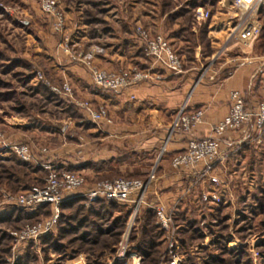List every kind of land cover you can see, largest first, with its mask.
<instances>
[{"label": "rangeland", "instance_id": "374dc122", "mask_svg": "<svg viewBox=\"0 0 264 264\" xmlns=\"http://www.w3.org/2000/svg\"><path fill=\"white\" fill-rule=\"evenodd\" d=\"M52 1L55 2L57 11L64 16L65 29L61 34L54 32L52 17H49L43 11L42 0H0V132L7 141L25 144L29 147L32 160L23 163L36 166L42 164L44 171L46 170L47 172L45 174L39 173L36 177L37 181L33 180L35 178L33 175H29L28 178L24 179L22 174L20 175L18 172L25 173L28 170L17 165V162L14 160V158L19 160L17 157L5 154L8 157L0 159V264H133L135 258L138 257L140 258V264H173L172 257L168 251L167 233L158 225L156 210L160 207L168 211H174L172 227L177 243L176 255L179 258L177 264H264V183L262 181H257L253 184V187L238 185L237 190L232 189V193L236 197L232 201V204L224 205L217 209H214V205L203 202L201 193L200 200L204 205V208H202L204 211L200 214L197 212L187 214L186 211H183V216L182 213L178 216L176 215V207L167 208L160 206L155 210V214L146 217L145 214L149 210L141 209V204H138L137 211L135 212L136 205L128 206L116 203L120 208L111 209L113 213L109 216L104 214L103 230H108L114 224L112 234L99 236L98 242L92 245L81 241V237L83 236L80 233H61L59 229L60 225H57L50 234L32 243L18 240L12 235L15 233L20 234L26 227L35 226L42 223V221L45 222L52 218L53 207H50V211L47 213L43 212L40 215H33L34 210H24L17 206V202L21 196L27 194L33 188L43 187L52 173L60 175L63 172H69L80 175L85 181L83 190L89 191L90 189L85 190L86 186L94 185L91 188L94 189L106 181L118 179L147 181L153 168L156 166L154 171L155 179L148 185L149 187L157 180L160 162L166 155V152L162 153V148L166 145L165 142L157 148L155 153L157 158L153 166L148 167L142 157L132 156V158L125 161L128 164L138 162V165L133 167L132 173L127 167V173L125 172L123 176L114 174L106 177L90 178L67 169H46L49 166L41 163L43 158L38 154H47V149H52L51 145H54L52 143H57L59 142L58 140L54 142L51 140L52 138L48 137L45 141L37 136H33L26 140L12 141L10 132L14 131L8 128V122L5 119L14 122V124H27L28 122L35 121L39 125V128L45 129L54 126L57 129H64V134L70 136L68 128L63 125L64 123L59 122L60 120L67 121L69 119L68 113H65L63 110L69 106L68 102L77 109L79 114L82 113L88 121L94 124L115 123L106 104H94L90 100L77 99L74 88L70 83L64 82L59 85L51 79L48 73L52 63L50 55L54 49V43L56 42L57 48L62 47L73 62L83 64L88 71L89 68L85 64L88 62L94 67L103 69L91 62L88 54L92 48H89L88 45L91 44L92 50L95 53L97 52V48H100L104 43L110 42L116 44L117 36H120L124 32H133L137 36V27L150 32L143 24L136 23L140 17L145 14L151 16L154 10L158 14L163 15L165 11L171 10L174 6H177L175 7L176 11H179L180 8L185 6L184 3L192 0ZM208 1L210 3L203 5L204 11L210 13L209 20L214 16L218 17L220 12L227 15L228 27L231 24L225 34V37L228 38L231 28L233 29L236 24V19L242 15L241 12L233 9V0H226L222 9L218 8L216 2L222 0H216L214 5H210L213 0ZM166 2L168 5L166 4L165 7ZM196 10L194 9L190 14L182 17L181 21L184 27L187 28L194 22L196 23ZM257 17L264 19V4L260 8ZM77 25L84 26L83 32H86L84 35L91 39H89L90 41H83L84 43L78 48L79 53L72 55L71 39L73 40V30L78 27ZM262 28H264V21L262 22ZM150 34L157 36L151 32ZM182 37L190 40L191 47L195 49L197 42L194 41L190 32H184ZM202 40L204 43V36ZM237 40L234 36L229 38L225 45L226 50H230L229 53L223 54L225 46L222 45L218 58H222L225 54L228 56L234 51L237 52L232 48V46L238 43L239 40ZM74 57H78V60L74 61ZM141 58L144 60L143 62H146L145 67L139 64H132L112 71H106L114 72L125 68H138L142 71H148L151 61L145 56L143 44ZM180 58L182 59L181 56ZM215 58H217V55ZM65 83L69 84L73 90V97L71 99H66L61 95H57L60 98H54L50 95L49 91H51L52 87L60 88ZM43 86L48 88V90ZM262 99H264V96ZM84 102H89L94 111L100 107H104L108 113L107 117L101 121H93L87 110L77 105V103ZM176 116L177 113L174 115L173 121ZM13 119L16 120L12 121ZM74 135L72 134V137ZM81 154V150H78L77 155L81 156ZM161 154L162 156L159 158ZM173 157L170 158L171 164ZM113 166H115L114 163ZM238 172L240 175L242 174L240 170ZM10 173H14L16 177L20 178V185L14 183L10 178ZM25 185L31 188L24 190L22 186ZM198 186L192 190L188 188L185 193L186 196L192 191H196ZM259 189H263V195H260ZM259 197L262 198V201H259ZM85 202L86 207L91 205L86 200ZM20 209L22 210L21 213ZM128 210L130 213L127 212ZM12 213H14L12 217L6 215ZM66 214L68 215V211H66ZM125 214L128 216L126 218V225L123 228L121 222L115 220L120 216H126ZM111 217H113L112 220ZM187 220H191L190 225H188L189 223L184 224ZM182 225L183 227L181 228L180 226ZM145 226L148 227L150 234L144 236L143 229ZM187 226L191 227L187 233L182 234V230L187 228ZM86 231L84 230V232ZM142 241L154 247L149 250L150 257L145 261H143V257L139 251V246H143ZM154 245H157V248ZM124 250L127 252V255L124 259L119 260L121 258L120 253Z\"/></svg>", "mask_w": 264, "mask_h": 264}, {"label": "crops", "instance_id": "0c3cea01", "mask_svg": "<svg viewBox=\"0 0 264 264\" xmlns=\"http://www.w3.org/2000/svg\"><path fill=\"white\" fill-rule=\"evenodd\" d=\"M225 2L226 0L218 1V8L222 9ZM199 8L204 9V6L199 5L195 9ZM175 11L176 9L170 14ZM151 14L143 15L136 23L143 24L152 34H160L167 39L183 59L182 74H172L161 68L152 69L150 64L154 80L126 92H103L93 84L88 69L83 64L73 62L62 47H56L55 42L51 55L48 54L52 61L48 75L59 85L64 82L70 83L77 99L90 100L94 104H106L115 123L94 124L80 113L79 121L74 119L59 121L68 128L70 136H66L64 129H57L54 126L44 129L39 128L35 121L14 124L5 119L8 128L14 131L10 132V137L15 142L33 136L45 141L48 137L54 142L58 140L59 142L52 143L54 144L51 145L52 149H47V154H38L43 158L41 163L54 166L57 170L75 171L90 178L114 174L123 176L125 172L127 173V167L132 173L138 162L125 163L132 156L142 157L148 167L153 166L157 158L155 155L157 148L166 142V155L160 162L157 180L143 194L133 196L128 206L138 202L141 209L152 211L153 214L160 206L176 207L178 216L183 211L187 214L191 212L200 214L204 211L202 210L204 205L200 200L202 192L218 193L219 202L212 204L214 209L232 204L236 199L232 189L237 190L238 185L253 187L257 181L264 183V149L257 144L252 127L224 136L221 147L223 159L213 172L220 181L218 185H213L205 179L196 191L186 196V190L198 171L175 169L170 158L184 152L191 139L214 137V127L228 115L229 95L232 91L244 93L250 108L257 107L263 100L264 28L257 40L252 43L242 44L237 40L238 43L232 46L237 52L226 56L230 50H226L225 34L231 26L229 24L228 27L226 14L220 12L218 17L214 16L201 25L194 22L190 28L184 27L182 17L173 19L170 18V14L160 15L156 10ZM263 21L264 19L258 18L261 27ZM77 26L73 30V40L71 39L72 55L79 53L78 48L83 41L91 39L84 35L86 33L83 32L84 26ZM187 31L197 42L195 49L191 47L190 40L182 37ZM222 45L225 46L223 54H226L218 58ZM88 46L93 49L91 44ZM141 48L142 43L137 36L127 31L117 36L116 44L104 43L95 53L91 49L88 57L92 63L108 71L132 64L145 67L146 62L141 58ZM68 103L69 106L72 105ZM185 104L189 111L204 110L205 121L191 134L172 132L174 115ZM72 134H75L74 137ZM78 150H81V156L77 155ZM7 157L0 153V159ZM32 166L44 170L42 164ZM93 187L94 185L86 186L85 190ZM77 198L78 196H74L71 201ZM45 210L50 211V206L34 210L32 214L40 215ZM187 221L184 224L191 222Z\"/></svg>", "mask_w": 264, "mask_h": 264}, {"label": "built area", "instance_id": "2783aa9c", "mask_svg": "<svg viewBox=\"0 0 264 264\" xmlns=\"http://www.w3.org/2000/svg\"><path fill=\"white\" fill-rule=\"evenodd\" d=\"M264 4V0H233V9L241 12L242 15L236 19V24L231 28L229 38L236 37L241 43L249 44L257 40L261 34L262 27L258 22V12ZM43 11L52 17L54 32L61 34L65 29L64 16L57 11V6L52 0H42ZM247 15V16H246ZM210 19V13L199 8L196 10L195 20L198 25L204 24ZM255 20V21H254ZM136 34L143 44L145 56L151 61V68H161L172 74H181L183 62L172 45L161 35L152 36L150 32L137 27ZM66 45H68L66 43ZM79 57V56H78ZM74 57L73 60H78ZM81 61V60H80ZM92 75L93 84L103 92L121 93L134 89L140 83L154 80L151 68L142 71L138 68H125L114 72L94 67L90 62L85 63ZM40 77V75H39ZM156 79L159 77L155 76ZM51 91L56 95H61L66 99L73 97V90L69 84L62 87H52ZM264 96V86H263ZM229 112L226 118L213 129L214 137L191 139L187 149L173 157L172 166L179 170H197L193 182L189 189H195L203 180L207 179L213 185L220 183L219 179L213 175L217 165L223 159L222 142L227 133L239 132L242 129L252 127L257 144L264 149V99L257 107L250 108L247 105L245 94L240 91H232L229 95ZM77 105L87 110L93 121H101L107 117V110L100 107L94 111L89 102ZM205 121V111L202 109L189 111L185 104L177 112V116L172 123V132H182L191 134L193 130ZM166 146L162 148V153L166 152ZM0 153L10 154L17 157L22 162H30L32 156L30 149L25 144L11 143L4 138L0 132ZM162 154L159 156V158ZM49 166L47 170H53ZM153 168L147 181L118 179L106 181L99 184L94 189L84 191L85 181L82 176L63 172L60 175L52 173L45 185L41 188H33L27 194L21 196L17 206L24 210H35L44 206L53 207V216L50 220L39 223L32 227H26L20 234H12L18 240L32 243L53 232L58 225L61 216L62 205L71 201L74 196L85 199L89 204L98 201L114 202L127 205L132 202V197L143 194L148 185L155 179ZM202 168L201 170H199ZM55 172V171H52ZM201 199L208 204L218 203L217 192H202ZM141 202V201H140ZM137 211L138 202L135 203ZM134 212V213H135ZM159 227L167 233L168 251L172 257L173 264L179 262L176 253V238L173 230V210H166L160 207L156 210ZM15 239V240H17ZM121 258L124 259L127 252L121 251ZM133 264H140V258H135Z\"/></svg>", "mask_w": 264, "mask_h": 264}, {"label": "trees", "instance_id": "16d2710c", "mask_svg": "<svg viewBox=\"0 0 264 264\" xmlns=\"http://www.w3.org/2000/svg\"><path fill=\"white\" fill-rule=\"evenodd\" d=\"M200 0H192L190 2H186L184 3L185 6L180 8L179 11H176L175 13L170 14V12L174 11V9H176L174 6L172 7L171 10L169 11H165L166 10V4L165 3V7H164V13L166 14H170V18H178V17H185V15L190 14L196 7L200 6H204L203 4H208L210 3L208 0H201V2H199ZM216 0H213L212 3L210 5H214L216 2ZM168 5V4H167ZM192 25V24H191ZM190 25V27H191ZM187 27V28H190ZM42 85V84H41ZM45 88V86H43ZM42 88V87H41ZM48 90V88H45ZM39 90V89H38ZM50 95L54 98H60L57 95H55L54 93H52L51 91H49ZM59 105V104H58ZM65 111V113H68V118L69 119H75L77 121L81 120V116L78 113L77 109L74 108V106L70 105L66 108L63 109ZM15 162H17V165L20 166L21 168H25L28 170V172L25 171L24 172H18L20 175L22 174V176L25 178H28L29 175H33L35 178H33V180L37 181V175L40 173H44L45 171L41 168L38 167H33L32 165L26 164L21 162L20 160H17L16 158H14ZM1 161V160H0ZM3 162V161H2ZM16 174L14 173H10V178L14 181L15 184H19L20 185V178L15 176ZM26 181V180H25ZM22 188H24V190H28L31 187L28 185L22 186ZM260 195H263V189H259ZM259 201H262V198L259 197L258 198ZM86 202L85 199L83 198H77L74 199L68 203H65L62 205V213H61V217H60V222L58 225L59 229L61 230V233H71V234H81L83 237H81V241H83L84 243L88 244V245H92V244H96L98 242V238L99 236H103L105 235H110L112 234L113 231V225L111 227H109L108 230H103V225H104V214H106L107 216H109L111 213H113L111 211V209H118L120 208V206L116 203L113 202H107V201H98V202H93L90 203L91 205L86 207ZM46 208V207H45ZM79 210V211H78ZM22 210H20L21 213ZM66 211H68V215L66 214ZM111 211V212H109ZM49 212V210H45L44 213ZM129 212V210L127 211ZM130 213V212H129ZM121 214V213H119ZM8 217H12L14 215V213L12 214H6ZM22 215V214H21ZM126 216L123 217H118L116 218L115 221L121 222L122 227L124 228L126 225V218H127V214H125ZM146 217H150L153 215L152 211H148L146 212ZM183 216V213H182ZM19 217H23V216H19ZM113 219V217H111V220ZM95 220V221H92ZM114 221V223H115ZM147 221V218H146ZM106 223V222H105ZM190 225V223L188 224ZM147 226V225H146ZM144 227L143 229V234L148 235L150 234L148 231V227ZM191 226H187V228L182 230V234L187 233L189 228ZM84 230H88L86 232H84ZM153 233V231H152ZM120 235V234H119ZM61 237V236H60ZM152 239V238H151ZM153 241V240H151ZM154 242V241H153ZM143 246H139V251L143 257V261L149 259L150 257V249L154 248L153 246L147 245V242L142 241ZM155 248H157V245H154Z\"/></svg>", "mask_w": 264, "mask_h": 264}]
</instances>
